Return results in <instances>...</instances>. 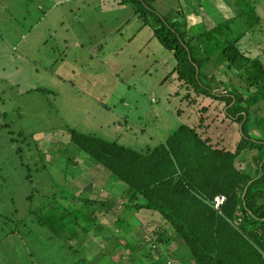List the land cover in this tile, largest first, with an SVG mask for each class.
Segmentation results:
<instances>
[{
    "label": "rangeland",
    "instance_id": "1",
    "mask_svg": "<svg viewBox=\"0 0 264 264\" xmlns=\"http://www.w3.org/2000/svg\"><path fill=\"white\" fill-rule=\"evenodd\" d=\"M254 1L263 18L262 29L258 28L259 38H246L242 47L264 63V0ZM152 5L164 16L184 10L192 24L204 21L209 29L238 13L234 0H153ZM137 11L133 1L123 0H0V264H61V256L42 260L38 253L32 256L40 248L34 247L33 236L21 239L9 234L25 215L27 196L36 187L44 193L66 194V179L71 181L70 176L82 170L72 166L73 159L84 161L86 155L70 151V128L140 150L163 142L182 124H197L201 104L211 103L199 97L198 105L183 99L188 89L173 72L174 53ZM218 74L229 78L223 71ZM191 94L197 95L193 89ZM214 126L218 138L223 133L224 145L235 149L240 125L226 118ZM29 172L33 183L26 179ZM94 174L107 182L92 195L103 191L101 198L128 200L126 185L98 170ZM81 179L82 187H87L89 177ZM126 214L120 205L107 216L116 222ZM138 215L142 225L132 233L118 231L136 243L144 258L136 264H146L147 254L154 263L167 264L169 258L168 264H194L189 249L178 241L165 245L162 260L152 244H141L161 228L163 219L145 210ZM39 232L41 241L49 239L45 230ZM89 243L90 256L98 252H92L96 245H109L102 239ZM69 253L66 250L65 255Z\"/></svg>",
    "mask_w": 264,
    "mask_h": 264
},
{
    "label": "trees",
    "instance_id": "2",
    "mask_svg": "<svg viewBox=\"0 0 264 264\" xmlns=\"http://www.w3.org/2000/svg\"><path fill=\"white\" fill-rule=\"evenodd\" d=\"M123 1L135 3L144 24L174 53L173 72L188 89L183 99L195 105L199 98L211 103L201 104L197 124H182L163 142L140 150L70 128V151L86 155L84 161L73 159L72 166L82 170L73 173L71 181L66 179V194L44 193L36 187L27 196L25 215L9 235L33 236L34 247L40 248L31 255L38 253L39 260L61 256V264L66 260L136 264L144 259L136 243L118 231L132 233L143 224L138 214L145 210L162 217L163 223L152 237L139 242L152 244L161 260L165 245L178 241L189 249L194 264H264V63L242 47L246 38L256 37L262 29L257 3L234 0L238 13L209 29L204 21L201 27L192 24L184 10L164 16L153 7V0ZM198 28L202 31L197 33ZM217 70L225 72L228 80ZM214 83L221 86L216 88ZM226 118L240 125L241 139L233 150L224 145L223 133L221 139L217 137L214 126ZM244 155L246 160L241 162ZM23 164L28 170L29 165ZM97 170L126 185L128 200L101 198L103 191L92 195L107 182L104 176L102 181L96 177ZM85 177L89 184L82 187L78 178L84 181ZM26 179L32 181L30 172ZM220 196L226 199L217 207ZM120 205L127 214L114 222L107 214ZM43 230L49 234L46 241L40 240ZM100 239L109 245H96L92 252H98L88 255V242ZM66 250L71 254L65 255ZM147 255L146 264H160Z\"/></svg>",
    "mask_w": 264,
    "mask_h": 264
},
{
    "label": "built area",
    "instance_id": "3",
    "mask_svg": "<svg viewBox=\"0 0 264 264\" xmlns=\"http://www.w3.org/2000/svg\"><path fill=\"white\" fill-rule=\"evenodd\" d=\"M226 197L225 196H220L217 198V204L216 206L219 207L224 201H225Z\"/></svg>",
    "mask_w": 264,
    "mask_h": 264
},
{
    "label": "crops",
    "instance_id": "4",
    "mask_svg": "<svg viewBox=\"0 0 264 264\" xmlns=\"http://www.w3.org/2000/svg\"><path fill=\"white\" fill-rule=\"evenodd\" d=\"M0 21H3V17H2V14L0 15ZM14 25V24H13ZM15 26V25H14ZM18 38V36H17ZM115 123V122H114Z\"/></svg>",
    "mask_w": 264,
    "mask_h": 264
}]
</instances>
